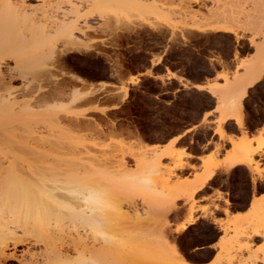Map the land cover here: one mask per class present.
I'll use <instances>...</instances> for the list:
<instances>
[{"label": "rangeland", "instance_id": "374dc122", "mask_svg": "<svg viewBox=\"0 0 264 264\" xmlns=\"http://www.w3.org/2000/svg\"><path fill=\"white\" fill-rule=\"evenodd\" d=\"M15 1L25 2L28 10L25 18L31 16L40 21L36 27L45 30L52 54H47V58L32 66L36 74L33 70L31 72L36 79H31L32 75L28 79L35 90L41 88L37 93L39 100L33 101L29 113H16L21 116L20 121L0 127V132L4 133L0 135V167L13 172L12 177L31 182L33 186L46 184L47 192L50 195L53 192L55 201L62 194L61 202L77 204L75 196L66 190L50 188V184L61 186L62 182L65 185L64 180L75 178L80 181L79 185H93L96 192L100 191L103 208L97 231L101 233L94 239L90 238V231L84 232L80 227L63 229V232L52 229L54 232H47L50 239L44 247L42 242L33 240V236L22 235L25 233L21 231L19 239L23 244L6 251L8 255L15 254L21 262L8 264L41 263L45 256L43 253L51 257V250L55 247L69 251L85 264H180L181 259L190 264L182 253L194 244L217 237L214 226L196 216L199 209L205 218L212 217L225 232L226 237L222 239L220 253L214 263L222 261L225 264L233 260V264H264V242L256 246L253 240L257 235L264 240V200H255L248 218L235 220L230 217L223 222L215 218L210 207L198 206L197 193L191 197L200 181L214 171V185L225 189L241 207L247 197L248 174L256 177L254 182L257 181L258 175L253 169L241 165L237 169L226 170L228 167L225 166L239 149L248 144L254 149L258 147L259 139L264 137L250 139L245 134L235 141L227 136L222 125L232 119L238 126L248 129L264 121V0ZM64 23L72 29V38H68L61 28ZM217 27H229L227 29L231 32ZM31 30L28 20L15 22L13 19L5 31L6 39L16 44L29 38ZM38 30L35 28L36 32H41ZM150 55L163 56L168 67H183L189 76L210 77L215 67L226 69L218 75L224 79V85L213 84L200 89L196 86V89L207 90L218 98L220 116L215 133L222 140L228 139L233 149L224 160H220L218 155L224 147L216 144L215 152L203 162V171L196 172L192 181L181 180L176 173L187 166L185 159L190 157L188 153L175 149L174 143L159 151V147H150L144 142L164 141L191 127L212 105L210 95L193 91L161 95L173 91L176 86L158 84L153 80L138 82L131 78L130 83L135 84L132 89L122 85L117 92L105 94L108 99L120 98L122 105L118 110L106 114L103 111L89 113L84 109L85 103L95 95L90 90L85 91L89 82L115 80L126 70H144ZM234 63L236 69L230 72L228 68ZM15 66L14 61L6 60L1 70L6 85L13 88L15 100L22 103L28 99L23 95L26 82L21 78L11 81L9 77V70L13 71ZM148 74L152 78L158 77ZM259 75L260 79L252 85L255 87L249 95L248 90L252 87H248L240 101L247 79ZM211 87L219 91L221 97L215 94L217 91L214 94L210 92ZM221 92L232 94L228 93L230 96H225L226 100ZM246 96L244 125L242 102ZM224 115L231 118L223 122ZM18 124H24L27 132L24 125L21 128ZM10 125L14 128L10 129ZM3 128H9V131ZM229 128L233 129V126ZM13 134H17V138ZM206 135L204 132L196 133L192 140L203 141ZM8 137L9 140L5 141ZM24 137L28 140L24 141ZM34 138L42 139V143L36 140L37 144L32 145ZM244 138L248 141L241 140ZM10 139L19 146L10 143ZM21 146L28 148L27 153ZM260 150L264 153V146ZM165 159H170L172 164H163ZM253 159L257 163L253 167L257 166L262 171L258 179L264 181V168L256 160V155ZM220 170L223 171L218 172ZM39 183L40 186L37 185ZM85 190L90 189L86 187ZM85 190L83 192L87 194ZM181 201L188 205L186 220L195 217L198 221L193 225L194 230L192 226L186 232L176 231L180 225L172 236L169 230L171 212L180 210ZM213 206L219 209L218 205ZM225 213L230 216L228 210ZM77 234L89 237L80 241ZM75 245L81 252L82 247L90 250L78 255L72 252Z\"/></svg>", "mask_w": 264, "mask_h": 264}, {"label": "bare ground", "instance_id": "6f19581e", "mask_svg": "<svg viewBox=\"0 0 264 264\" xmlns=\"http://www.w3.org/2000/svg\"><path fill=\"white\" fill-rule=\"evenodd\" d=\"M20 2H17L15 0H0V21H1L0 22L1 23V29H0V92L1 91L6 92L3 95H1V93H0V127L1 126L3 127V125H7L11 122L13 123V122L20 121L19 118H21V116H18L19 114L16 115V113L17 112H19L21 114L29 113L31 108H33L32 106H33L34 102L39 100V95L37 93L40 91L41 88L35 90L36 87L34 88L33 85H31L32 83L28 82V79H30L31 75H32L31 79H36L35 75H33L35 73V71L33 70L34 69L33 67L36 64H38L39 61H41V59H43L44 57L47 58V54H49V53L52 54L50 44H49V42L46 41L47 37H46V34L44 33L45 30L43 28L36 27L37 24H38L37 26H39L40 21L38 22V19L36 20V18L33 16H32L33 18H31V16L30 17L28 16V18H25L26 14H28V12H27L28 10H27V7L25 6V2H21V3ZM31 14L32 13H30V15ZM22 16H24V17H22ZM13 19L15 22H16V20L19 21V19H26L29 22H31V27H32L29 38L23 39V40H21V42H18L16 44L7 40L6 35H5V31L8 29L9 24L11 23V21ZM32 19L33 20L35 19L38 23L35 22V20L32 22ZM62 25L63 26L61 28H64L65 33H67L66 34L67 37L72 38L73 37L72 29H69L68 25L65 23ZM35 28L36 29L38 28L39 29L38 31H41V32H36ZM217 28H220V27H217ZM227 28H229V27H227ZM227 28L221 27L220 30L225 31V32L226 31L231 32ZM6 60H12L16 64L13 71H11L12 69L9 70L10 71V73H9L10 80L14 81V79L21 78V79H23V81L25 80V82H26L25 86H24L25 92L23 95H25V97L27 96L28 99L23 101L22 103H19L15 100L17 98H15L13 88L10 85H6V83H5L6 78L4 77L5 75H3V73H2L1 65ZM32 70L34 71V73L31 72ZM252 74H250L251 77H253ZM169 75L173 76L172 73H170ZM28 76H29V78H28ZM260 77L261 76L259 75V76H256L255 78L250 79V80L247 79L246 85H244L245 83H243V85H244V88L242 86L243 95L241 96V98H239L240 101L242 100L243 96L245 95L247 88L252 87V85L260 79ZM156 78H159V77H156ZM200 88L201 87H198V89H200ZM215 91H217V90L212 88V87L210 88V92H213V94L215 93ZM75 93H76V91H75ZM228 93L230 94L231 92H228ZM228 93L225 94V93L221 92L223 97H225V96L229 97L230 95ZM13 94H14V96H13ZM215 94L220 96L219 91H217ZM227 97H225L226 100H227ZM231 102H232V100H231ZM42 105H43V103H42ZM225 111H226V109H225ZM225 111L223 113H225ZM229 118H231V117H229L228 115H224L223 116V122L227 121V119H229ZM238 120L241 121V119H238ZM27 123H30V122H27ZM27 123L25 125H27ZM30 124L32 125V123H30ZM22 125H24V124H21V125L18 124V126H21V128H23ZM14 126L16 127L17 125H14ZM9 128L13 129L14 127L11 126ZM9 128H7V129L3 128V129L8 132ZM25 128H26V126L24 127V130H26ZM27 128H28V125H27ZM15 129L18 130L17 127ZM15 129H14V131H15ZM19 131L21 132V129ZM23 132H25V131H23ZM26 132H27V130H26ZM1 133L2 132H0V135L4 134V133H2V134ZM5 135H7V134H5ZM221 135L223 136L224 133L221 132ZM12 136H16V138H17V134L16 135L13 134ZM19 136L20 135H18V137ZM26 138L27 137H24L23 140L27 141L28 138L27 139ZM6 139L7 140H5V141H8L9 137ZM20 139H22V138H20ZM34 139H31V140H34ZM39 139H40V137H39ZM39 139H35L33 141L32 145L37 144V142L35 143V141L36 140L39 141ZM10 140H11L10 143L14 142L15 145L17 144L15 141H12V139H10ZM241 140L248 141L247 138H244ZM5 141H3V142H5ZM40 141H42V139ZM40 141L38 143H42ZM258 142H259L258 147L254 148V149L252 148V146L250 144H248V145L244 146L242 149H239V152L237 154H234V156H232V157L229 156L231 158L227 161L228 163H226L225 168L228 167V169H226V170H231V169H234V168H237V167L243 165V166L250 168L251 170L253 169L254 171H256V175H258V177L262 176L261 175L262 171L257 166L253 167V164H257V163H255L253 156H255L261 152L260 149L264 146V139H259ZM48 143H50V142L48 141ZM19 144H21V143H19ZM59 144H60V142H59ZM64 144H66V143H64ZM145 144H143V145H145ZM143 145H142V147H145ZM16 146H19V145H16ZM68 146H70V144ZM23 149L26 151L28 148L27 149L23 148ZM14 150L18 151L17 149H14ZM32 151H34V150H32ZM19 152H21V151H19ZM22 152H21V154H23ZM30 152H31V150H30ZM26 153H27V151H26ZM34 153H36V152H34ZM171 154H173V153H171ZM28 155H29V153H28ZM28 155H25V156H28ZM32 156H35V155H32ZM180 156H183V154H181ZM183 158H185V157H183ZM31 159L34 160L36 158H30V160ZM44 159H46V157H44ZM0 161H2V160H0ZM35 161H38V160L36 159ZM17 163H18V161H17ZM0 166H2V164ZM16 167H18L17 164H16ZM22 168H24L23 165H22ZM43 169H44V171L46 170L45 168H43ZM15 171H16V169H15ZM214 173H215L214 171L210 172L209 175H207L205 178H203L200 181V183L196 187L195 191L192 192L191 197H194L198 191H200L204 187H206L207 182L210 179H212ZM12 176H13V172H8V171L6 172V170H4L0 167V264L2 262L4 264H8V262H13V261L14 262H21L15 254L8 255V254H6V251L10 247L16 248L18 245L23 244V241L19 239L20 238L19 235L22 234L23 232L25 234H22V235H24L26 237H31V236L35 237L36 239L33 237H32V239L35 241L37 240V242H39L40 244L42 242L44 247H45V245L47 246V241H48V239H50L47 236V232L53 231V230L55 232H63V229L65 231V229L68 230L70 227H80L81 229L83 228L84 232H86L87 230L90 231L89 234L91 235L90 238H92V239L95 238L94 236L101 233V232L99 233L97 231L99 230V225H100L99 224V221H100L99 217H100V214H101V211L103 208V198L99 193L100 191L96 192L95 188H92L93 185H89V184H85V183H83L82 185H79V182H80L79 180H75V178L74 179L69 178L67 180H64V182L66 181L65 185L62 181H60V182H62L63 185L58 186L59 185L58 184L56 187L55 186L53 187L50 184V186H48V187L53 188L55 190L56 189H61L62 191L66 190L69 194H71L72 196H75V198H76L75 203H77V204H73V203H68V202H61V200H59V199L64 198V195H62V194L59 196L57 195L59 197L58 198L59 202L57 200L55 201L54 200L55 195L53 194V192H52V195H50L51 193L47 192V189H46L47 187H46V184H44V183H41L42 184L41 186L39 183L37 185H39L40 187H36V184H35V186H33V184H30L31 182L27 183L26 181L24 182L22 179L20 180V178H16V177H12ZM39 176H43V175L39 174ZM45 179H46V177H45ZM33 181H35V180L33 179ZM86 187H88V189H90V190H85ZM79 188H82V189L84 188L83 190H85V192H87V194H85L82 189L79 190ZM68 193H66V194H68ZM80 195H82V196H80ZM235 218L236 217H233V219H235ZM197 221H198V218L191 217L190 219L184 221L181 224L180 228L176 231L186 232L194 224H196ZM21 231H22V233H19ZM27 234H29L30 236L29 235L27 236ZM81 234L80 235L77 234V239L80 241H82L84 238L89 237V235L84 234V236H81ZM49 236H50V234H49ZM47 248L48 247L45 248L46 253H47ZM82 250L83 251L81 252L80 248H78V246L76 247V245H75V247H73V249H72V252H74L75 254L81 255L82 253H84V251L86 253L88 250H90V248L82 247ZM43 254L45 256L43 257V255L41 254L43 257L42 258L43 260L41 261V263L37 262V263H33V264H85V262L82 263L81 260H79L80 259L79 257H76V258H75V256L73 257V255H71L69 253V251H65V249L64 250L59 249V248L57 249L55 247L53 250H51L50 254H53L51 257L50 256L48 257V255H47L48 253L47 254L43 253ZM29 256H30V254H29ZM31 256H32V254H31ZM77 258H79V259H77ZM81 258H83V257H81ZM180 259L181 258H179V260ZM83 261H84V259H83ZM28 264H30V263L28 262ZM180 264H188V263L185 262L184 259H181ZM213 264H223V263H222V261H217ZM225 264H233V260L229 261L228 263H225Z\"/></svg>", "mask_w": 264, "mask_h": 264}, {"label": "crops", "instance_id": "0c3cea01", "mask_svg": "<svg viewBox=\"0 0 264 264\" xmlns=\"http://www.w3.org/2000/svg\"><path fill=\"white\" fill-rule=\"evenodd\" d=\"M147 60L149 63L144 70H126L115 80L89 82L85 86V91L90 90L92 93H95V95L87 103H85L84 109H86L89 113H100V111H103L106 114L118 110L122 105L120 98L115 97L113 99H108L105 97V94L117 92V88L122 87V85L132 89L135 84L130 83L131 78H136L138 82L153 80L158 84H174L176 86L173 91L163 92L161 95H167L169 93L175 95L176 93H183L187 91L207 93L212 98L213 103L209 108L203 111L198 122L191 125V127L178 131L164 141L144 142L150 147H159V151L164 150L174 143L173 145L175 149L184 150L188 153L190 157L185 159L187 166L183 169L177 170L176 173L179 179L192 181L195 178L196 172L201 173L203 171V162L215 152L216 144H220L224 147L220 155H218V159L220 160H224L227 157L228 152L233 149V145L228 139L222 140L219 135L215 133L218 126L217 120L220 116L218 111V98L212 96L207 90L196 89V86L207 88L209 85L213 84L224 85V79L219 78L218 75L225 72L226 69H223L222 67H215L214 73L210 77H197L194 74L189 76L183 67H168L165 64L164 57L161 55H150ZM154 61L155 63H153ZM228 69L230 72H234L236 69V63ZM169 71L174 74L173 77L169 75ZM148 73L160 78H152ZM180 78L182 81H180ZM254 87L248 90V95ZM246 100L247 96L242 102L244 125L246 124V115L243 108ZM231 125L233 126V129L229 128ZM222 127L227 136L231 137L235 141L242 138L245 134L250 139L258 138L259 136L264 137V121L255 125L251 130L249 128L247 129L245 127L238 126L235 120L232 119L225 122ZM200 132L207 134L204 140H197L193 142V136ZM129 138L132 140L133 136ZM253 145L256 146V142H254ZM195 146L196 149H194ZM256 160L261 162V168H264V153L256 155ZM163 164L171 165L172 161L170 159H165ZM192 167H195V169ZM221 171L223 170L218 172ZM255 178L256 177L252 174H248L247 197L245 203L241 207L233 208L229 193L222 187L213 185L215 177L206 185V187L197 192L195 199L198 202L199 207H210L214 212L215 218L222 220L223 222H227L230 217H236L235 220H240L241 218L246 219L252 213L253 203L255 200H264V181L257 178V181L254 182ZM174 181H176V178ZM213 204L218 205L219 209H215ZM179 207V211L171 212L172 217L169 230L172 232V236H175L176 228L187 219L188 205H184V202L181 201L179 202ZM225 210L230 212V216L226 215ZM196 216H198L200 220L209 221L216 229L217 237L214 240L194 244L182 254L190 264H213L220 253L222 239L226 237L224 229L221 225L215 223L212 217L205 218L202 209L197 211ZM253 240L256 246H260L264 242L261 237L257 236L254 237ZM244 256H247V254Z\"/></svg>", "mask_w": 264, "mask_h": 264}, {"label": "trees", "instance_id": "16d2710c", "mask_svg": "<svg viewBox=\"0 0 264 264\" xmlns=\"http://www.w3.org/2000/svg\"><path fill=\"white\" fill-rule=\"evenodd\" d=\"M249 129L251 130L252 128L249 127ZM214 183H215V180L213 181V185ZM231 203H232L233 208H238V203L234 201L232 198H231Z\"/></svg>", "mask_w": 264, "mask_h": 264}, {"label": "snow or ice", "instance_id": "6c2138e0", "mask_svg": "<svg viewBox=\"0 0 264 264\" xmlns=\"http://www.w3.org/2000/svg\"><path fill=\"white\" fill-rule=\"evenodd\" d=\"M195 229V226H193V230Z\"/></svg>", "mask_w": 264, "mask_h": 264}]
</instances>
